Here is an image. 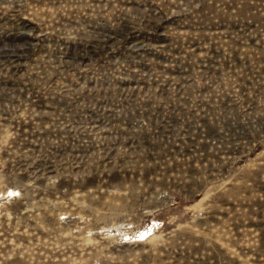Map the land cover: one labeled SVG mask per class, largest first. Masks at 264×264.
<instances>
[{"label":"rangeland","instance_id":"374dc122","mask_svg":"<svg viewBox=\"0 0 264 264\" xmlns=\"http://www.w3.org/2000/svg\"><path fill=\"white\" fill-rule=\"evenodd\" d=\"M0 264H264V0H0Z\"/></svg>","mask_w":264,"mask_h":264}]
</instances>
